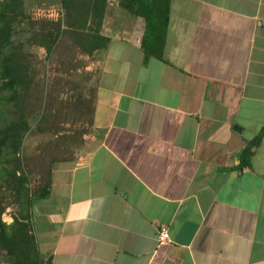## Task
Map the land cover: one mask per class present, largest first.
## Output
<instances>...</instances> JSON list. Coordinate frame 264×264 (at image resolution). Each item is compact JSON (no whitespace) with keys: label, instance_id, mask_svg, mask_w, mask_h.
I'll return each mask as SVG.
<instances>
[{"label":"crops","instance_id":"crops-1","mask_svg":"<svg viewBox=\"0 0 264 264\" xmlns=\"http://www.w3.org/2000/svg\"><path fill=\"white\" fill-rule=\"evenodd\" d=\"M126 2L108 4L109 43L88 55L97 81L86 145L56 170L66 172L56 194L39 199L42 255L264 264V140L239 169L264 128V0H171L163 59L148 60L146 21Z\"/></svg>","mask_w":264,"mask_h":264},{"label":"rangeland","instance_id":"rangeland-1","mask_svg":"<svg viewBox=\"0 0 264 264\" xmlns=\"http://www.w3.org/2000/svg\"><path fill=\"white\" fill-rule=\"evenodd\" d=\"M121 1L109 0L108 4L117 7ZM64 15L61 0H24L23 15L13 36L22 58L30 66L31 87L21 108L30 129L23 137L19 154L1 159L0 210L3 222L8 225L16 219L23 221L30 213L28 221L36 238V223L44 209L35 196L50 182L52 187L54 179L64 176L66 172L57 173L58 168H71L76 163L92 126L97 73L95 69L89 71L88 66L93 59L68 37L49 55L33 36L42 26L52 28L48 22L61 20ZM0 110H5L8 118L9 113L16 111L12 106ZM14 171L17 176L24 173L27 178L22 188ZM25 189L35 197L31 207L25 202ZM55 194L50 190V196ZM16 260L0 249V264H16Z\"/></svg>","mask_w":264,"mask_h":264},{"label":"trees","instance_id":"trees-1","mask_svg":"<svg viewBox=\"0 0 264 264\" xmlns=\"http://www.w3.org/2000/svg\"><path fill=\"white\" fill-rule=\"evenodd\" d=\"M65 10L64 18L48 22L52 28L42 26L33 34L40 45L46 48L49 55L61 41L68 37L87 55H93L98 49L106 47L109 39L101 35V28L109 0H61ZM125 7L141 16L146 21L143 38L145 59L156 57L163 59L167 32L170 23L171 0H126ZM24 11V0H0V108L12 106L15 113L8 114L0 110V164L4 156L18 155L22 148L23 137L30 129L29 122L22 116L21 108L25 95L31 87L29 79L30 66L22 58L17 42L13 36L15 25L21 20ZM264 140V128L250 141L241 154L239 169L251 166V158ZM1 170V168H0ZM20 188L27 182L23 173L17 176L13 172ZM51 182L38 195V199L50 196ZM27 207L32 206L35 199L25 189ZM0 210V249L9 256L17 258L16 264H50L42 255L37 238L29 223L30 213L23 221L16 219L8 225L2 220Z\"/></svg>","mask_w":264,"mask_h":264},{"label":"built area","instance_id":"built-area-1","mask_svg":"<svg viewBox=\"0 0 264 264\" xmlns=\"http://www.w3.org/2000/svg\"><path fill=\"white\" fill-rule=\"evenodd\" d=\"M169 240H170V236H169L167 230L162 228V230L160 232V242L164 243V242H168Z\"/></svg>","mask_w":264,"mask_h":264}]
</instances>
